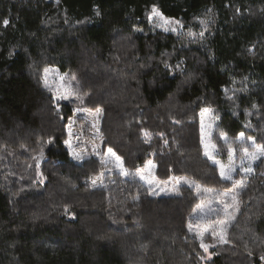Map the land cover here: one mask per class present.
<instances>
[{"label": "trees", "instance_id": "16d2710c", "mask_svg": "<svg viewBox=\"0 0 264 264\" xmlns=\"http://www.w3.org/2000/svg\"><path fill=\"white\" fill-rule=\"evenodd\" d=\"M152 8L183 32L153 29ZM48 66L75 77L82 103L55 101ZM202 108L222 163L253 151L249 137L264 147V0H0V264H262L264 156L222 179ZM149 161L193 186L153 195L138 176ZM240 179L228 243L207 259L190 227L197 187Z\"/></svg>", "mask_w": 264, "mask_h": 264}, {"label": "rangeland", "instance_id": "374dc122", "mask_svg": "<svg viewBox=\"0 0 264 264\" xmlns=\"http://www.w3.org/2000/svg\"><path fill=\"white\" fill-rule=\"evenodd\" d=\"M57 2L58 0H50ZM152 8L148 13V21L150 23V26L159 31L168 32V33H174V34H180L183 32V26L178 21H174L171 19H167L161 15V13L155 9L157 12H159V16H156L153 14ZM167 29V30H166ZM48 70L46 73L45 70ZM61 77H63V80H61ZM75 80L73 77H68L65 74H62L59 72L58 68L56 66H48L42 71V83L43 85L50 91L53 98L57 103L61 102H72L73 104H80L83 102L85 96H76L72 95L69 96L68 99H59L58 97L63 95L65 90H68L70 92L76 93L75 89ZM204 109L208 108H202L198 113V120H199V136H200V142L201 146H203V151L205 153V145H208V150L212 152L213 156H215L216 159V148L213 152L212 150V134L213 130L215 128V125L217 123V119L215 114L213 113V110L208 109V112H205L203 116H201V113ZM203 125V130H202ZM243 138L239 136V140H242ZM222 140H225L224 137H222ZM250 144L253 146L252 141H249ZM258 147L253 146L254 152ZM211 149V150H210ZM232 150V149H231ZM232 167L235 168V171L232 173V175L235 174V172H239L242 175H248L249 173H245L243 171L244 167H251L253 166L254 162L247 157H245L244 150L242 152L241 158H235V152L232 150ZM205 155V154H204ZM261 157V156H260ZM106 160L109 163V167L112 170H115L119 173L123 172L120 168V162L118 163L114 156L110 155L108 153V150L106 151ZM212 163L213 160L209 159ZM226 163H222L225 167L229 166V154L226 158ZM152 165H154L151 162ZM215 164V163H214ZM154 168L149 165L147 162L146 165L140 169L138 172V176L140 181L149 186L151 189V192L155 196H174L178 195L180 192V188L185 186L192 187L193 182L190 180H187L183 177L174 176L169 178L168 180H158L154 177ZM141 175H144L145 179H141ZM39 179H42L39 177ZM148 181H151V183H148ZM242 181V179L237 180ZM198 188V194L202 197V200L200 203L196 206L195 211L193 212V223L190 225L192 228V231L196 233L197 237L199 238V241L201 243V234L203 238V243L208 245V250L205 251L202 247L205 257L207 259H210L213 255L211 252L212 249H214L218 244H225L221 243L219 239V234L221 230H223L224 235L227 239V234L225 232V228L230 224L232 220V213H234L237 209V201L233 200L232 197L236 196V193L233 192V188L228 191H215V190H202L200 187ZM237 189L236 191H238ZM227 205V211H225ZM227 222L224 224L223 222ZM207 228L208 231H204V229ZM215 232V234H214ZM199 233V234H198ZM205 239H208L207 241ZM264 264V262L262 263Z\"/></svg>", "mask_w": 264, "mask_h": 264}, {"label": "snow or ice", "instance_id": "6c2138e0", "mask_svg": "<svg viewBox=\"0 0 264 264\" xmlns=\"http://www.w3.org/2000/svg\"><path fill=\"white\" fill-rule=\"evenodd\" d=\"M153 14L156 15V16H159V12H157L155 9H153ZM4 25L7 26L8 24V21L5 20L3 21ZM167 30V29H166ZM45 72L47 73L48 70L46 69ZM73 79H75V77H73ZM61 80H63V77H61ZM72 95H76L78 96V93H74V92H70L68 90H65L63 95L59 96L58 98L59 99H68L69 96H72ZM102 110L98 109L97 112H101ZM209 110L208 109H204L201 113V116L204 115L205 112H208ZM202 130H203V125H202ZM145 136H149L150 133H148L147 131H145ZM241 137H243V133H241ZM225 140H227V137L225 136L224 137ZM249 140L252 141V144L253 146L255 147V141L253 140V138L249 137L248 138ZM212 150L214 152L215 150V146L213 145L212 146ZM108 153L112 156L115 157L116 161L119 163L120 162V158L118 156L115 155V153L112 151L111 148L108 149ZM244 153H245V157H247L248 159L252 160V161H255L256 159H259L260 156H264V147H258L256 148V150L254 152H249L247 148L244 149ZM205 156H207L209 159L213 160V163L217 164L220 166V176L222 179L224 180H232V173L235 171V168L232 167V150L230 149L229 150V166L225 167L224 165L220 164V162L218 160H215L214 159V156L212 154V152H210L208 150V145H205ZM43 156V153H41V157ZM77 159H80L79 156L76 157ZM149 165L151 167H154V165L151 164V161L148 162ZM120 168H121V171L123 172V174L127 175V172L123 169V166H122V163H120ZM243 171L245 173H251L253 171V169L249 166V167H244L243 168ZM141 179H145L144 175H141ZM93 184L96 183L95 180L92 181ZM148 183H151V181H148ZM244 187V183L243 181H234L233 180V192L236 193V195H238L239 193L236 191L237 189H241ZM232 199L235 201L236 200V196H233ZM237 208H238V203H237ZM67 211V210H66ZM225 211H227V205H226V208H225ZM224 224H226L227 222H223ZM204 231H208L207 228L204 229ZM199 234V233H198ZM215 234V232H214ZM219 239H220V242L221 243H228V240L226 239L225 235H224V232L223 230H221L220 234H219ZM201 246L204 248L205 251L208 250V245L204 244L203 243V238H202V234H201ZM262 260H264V257H261Z\"/></svg>", "mask_w": 264, "mask_h": 264}]
</instances>
